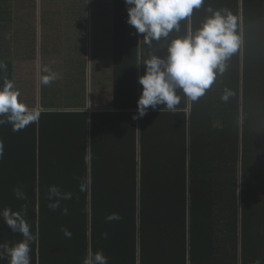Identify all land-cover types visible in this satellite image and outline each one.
I'll return each instance as SVG.
<instances>
[{
  "label": "trees",
  "instance_id": "16d2710c",
  "mask_svg": "<svg viewBox=\"0 0 264 264\" xmlns=\"http://www.w3.org/2000/svg\"><path fill=\"white\" fill-rule=\"evenodd\" d=\"M21 1L13 6L14 12L33 3ZM57 1L75 9L64 13H78L80 21L91 8L93 15L104 14L117 25L127 23L124 0ZM46 2L56 5L55 0ZM209 6L227 8L237 16L240 47L203 96L183 103L181 95L176 111H165L171 122L158 134L159 148L138 154L132 139L126 141L127 164L118 157L111 168L100 167L106 175L112 170L120 177L100 178L93 164L89 172L94 136L84 112L68 113L72 117L65 121L52 120L54 129L65 128L54 141L33 123L14 134L0 131L6 144L0 157V209H26L25 219L36 235L31 264H82L88 250L102 251L108 264H255L257 260L264 264V0H205L190 20L180 22L179 33L154 45L166 56L167 43L194 31ZM9 7L3 1L0 12ZM127 25L135 51L136 30ZM67 31L58 37L64 39ZM2 62L11 67V60ZM135 63V59L128 63L129 78ZM222 88L233 94L227 101L219 99L222 104L215 107ZM133 100L130 97L128 103ZM74 115L82 117L80 131ZM190 119L200 126L197 133L187 129ZM96 152L101 165L116 156ZM50 185L72 193L70 200L61 201L67 215L48 207ZM17 186H22L26 200L14 196ZM113 212L121 219L107 221ZM61 227L72 232L71 238ZM21 239L0 219V243ZM0 264H8L7 259H0Z\"/></svg>",
  "mask_w": 264,
  "mask_h": 264
},
{
  "label": "crops",
  "instance_id": "0c3cea01",
  "mask_svg": "<svg viewBox=\"0 0 264 264\" xmlns=\"http://www.w3.org/2000/svg\"><path fill=\"white\" fill-rule=\"evenodd\" d=\"M3 1L10 4L11 8L9 7L8 12H0V57L2 61L11 60L12 63L11 67L7 65L6 71L1 73L14 83L20 92L19 100L29 108L40 111L39 121L33 124L42 130L49 140L54 141L53 139L59 137V133L65 132L64 127L61 130L54 129L56 126L54 127L53 122L65 121L67 117H72L66 114L65 109L75 114L86 113V125H91L90 134L94 136L88 160L89 172L93 164L100 178L107 179L117 177L116 174L120 177L121 173L115 174L110 170L106 175L100 167L111 168L117 163L118 157L127 164L126 141L135 140V150L138 154L140 151L151 153L156 147L159 148L158 137L162 135L160 133H164L163 128L168 127L166 123L171 122L165 115L166 107L161 105L156 110L150 108L142 119H132L133 114L137 112V100L142 89L138 77L145 71L143 61L150 54L162 57V52L156 50L154 41L149 47L143 42V34L135 32L133 51L127 23L120 22L117 25L104 14L93 15L91 8H88L87 14L80 21L77 19L78 13H64V10L75 9L57 0L54 6L47 5L46 1L49 0H33L31 6L18 13L14 12L13 6L22 3L21 0H0V7ZM32 7H35L34 12L29 11ZM63 30L68 31L65 38L61 39L58 34ZM134 59L135 72L133 77L129 78L128 63ZM43 65L49 66L58 74V79L47 86L40 83V68ZM129 81L132 83L131 88ZM177 94L183 95L179 90ZM222 94L223 88L218 95ZM130 97H134L131 104L128 103ZM219 99L221 97L216 99L215 107L222 104ZM186 101L187 99L183 98V103ZM189 116H192L191 113ZM74 118L79 120L76 130L80 131L78 127L82 117L74 115ZM42 120L45 124H41ZM191 121L193 120L190 119L187 123V129L190 133L194 130L197 133L201 128ZM71 124H74V121ZM209 130L211 131L210 128ZM0 131L13 132L11 124L0 125ZM62 143L65 144L63 141ZM3 145L6 146L4 141ZM49 145L52 147V143ZM96 151L116 156L101 165L99 163L103 162L102 158ZM122 154L123 156H120ZM106 159L108 157H105ZM138 159L140 160L139 157ZM139 160L137 162L140 163ZM136 174H140L137 169Z\"/></svg>",
  "mask_w": 264,
  "mask_h": 264
},
{
  "label": "clouds",
  "instance_id": "9594fccd",
  "mask_svg": "<svg viewBox=\"0 0 264 264\" xmlns=\"http://www.w3.org/2000/svg\"><path fill=\"white\" fill-rule=\"evenodd\" d=\"M205 0H124L127 9V23L133 26L137 34H143V42L149 47L153 41H167L170 33L181 31L180 22L190 20L194 9H199ZM208 15L194 30L184 35H177L167 43V55L164 57L150 54L143 61L144 74L138 77L142 86L137 100V112L133 120L145 117L151 108L165 106L169 112H175L181 101L177 90L182 91L188 101H197L216 81L218 75H223L228 65L227 61L240 47V36L237 34L238 18L229 9H206ZM7 65L0 61V72ZM42 75L40 83L49 85L58 74L47 65L40 68ZM0 125L11 124L12 131L18 132L29 124L36 123L40 111L29 108L19 100L20 92L7 76L0 77ZM231 89L225 88L221 99L227 101L232 95ZM161 111V108H159ZM138 130V129H137ZM4 145L0 141V157L3 156ZM80 190L84 191L82 184ZM13 194L18 200H26L27 196L22 186L13 188ZM71 192H64L57 185L48 188V207L59 209L64 215L68 208L61 206V201L70 200ZM26 209L13 210L10 207L0 209V219L13 233H19L22 239L14 242L0 243V259H7L8 264H31V244L36 235L31 225L25 219ZM105 219L109 222L120 220L119 213H109ZM66 238H71L72 232L61 227ZM107 236V233L104 234ZM82 264H108V258L102 251L88 250ZM255 264H261L257 260Z\"/></svg>",
  "mask_w": 264,
  "mask_h": 264
},
{
  "label": "rangeland",
  "instance_id": "374dc122",
  "mask_svg": "<svg viewBox=\"0 0 264 264\" xmlns=\"http://www.w3.org/2000/svg\"><path fill=\"white\" fill-rule=\"evenodd\" d=\"M65 107H66V106H65ZM66 108H67V107H66ZM65 110L67 111V113L65 112L66 114L70 113V111H69L68 109H65Z\"/></svg>",
  "mask_w": 264,
  "mask_h": 264
}]
</instances>
